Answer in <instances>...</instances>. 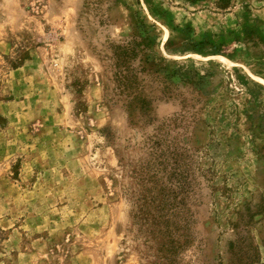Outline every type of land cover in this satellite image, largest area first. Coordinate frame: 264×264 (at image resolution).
<instances>
[{
	"label": "rangeland",
	"instance_id": "374dc122",
	"mask_svg": "<svg viewBox=\"0 0 264 264\" xmlns=\"http://www.w3.org/2000/svg\"><path fill=\"white\" fill-rule=\"evenodd\" d=\"M137 20L170 91L129 111L103 54ZM142 184L191 223L181 264L264 262V0H0V264H148Z\"/></svg>",
	"mask_w": 264,
	"mask_h": 264
},
{
	"label": "trees",
	"instance_id": "16d2710c",
	"mask_svg": "<svg viewBox=\"0 0 264 264\" xmlns=\"http://www.w3.org/2000/svg\"><path fill=\"white\" fill-rule=\"evenodd\" d=\"M136 23L124 38L107 41L103 54L105 68L109 71L108 79L112 82V86H104L110 89L109 99L112 102L120 101L129 111L135 107L137 93L145 88L148 79L154 84L156 82L162 92L170 91V82L163 79L169 73L161 72L149 61L154 37L146 23L142 20ZM145 102L141 99L139 105ZM157 149L156 144H152L148 152L157 154ZM165 189L169 192H165ZM172 192L167 184H142L133 198L130 209L134 231L132 237L135 248L148 264H181L179 253L190 243L191 223L176 217L178 202L174 204L168 201Z\"/></svg>",
	"mask_w": 264,
	"mask_h": 264
}]
</instances>
